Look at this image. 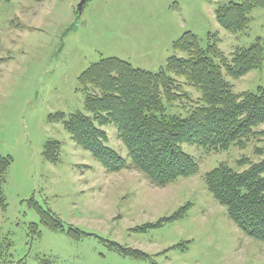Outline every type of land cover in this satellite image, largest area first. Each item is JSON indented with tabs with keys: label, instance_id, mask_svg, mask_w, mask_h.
I'll list each match as a JSON object with an SVG mask.
<instances>
[{
	"label": "rangeland",
	"instance_id": "374dc122",
	"mask_svg": "<svg viewBox=\"0 0 264 264\" xmlns=\"http://www.w3.org/2000/svg\"><path fill=\"white\" fill-rule=\"evenodd\" d=\"M230 0H0V153L12 157L0 206V249L6 260L24 264H264V242L241 231L207 191L204 174L221 162L260 157L264 136L218 152L183 144L198 162L197 173L167 186L150 183L133 169L108 172L75 144L60 121L48 115L82 112L84 92L78 76L91 63L118 57L132 66L157 71L173 53L184 31L202 47L217 32L219 50L230 59L237 48L264 43V6L254 7L245 30L229 32L215 20V8ZM184 55V53H179ZM233 91L264 86V61L240 78H227ZM192 100L198 93L186 88ZM192 102L166 104V112L185 116ZM107 144L122 157L127 148L113 125L102 127ZM258 130L264 131V124ZM60 142L58 159L47 161L43 146ZM33 198V201L30 200ZM57 214L65 228L89 233L76 238L40 221L31 203ZM186 207L183 218L146 231ZM37 223L40 234L31 233ZM5 238L10 245H5ZM143 250L152 259H133L101 239ZM180 244L176 248L172 245Z\"/></svg>",
	"mask_w": 264,
	"mask_h": 264
},
{
	"label": "trees",
	"instance_id": "16d2710c",
	"mask_svg": "<svg viewBox=\"0 0 264 264\" xmlns=\"http://www.w3.org/2000/svg\"><path fill=\"white\" fill-rule=\"evenodd\" d=\"M264 6V0H230L214 10L217 23L229 32L245 30L254 7ZM206 47L191 31H184L171 44L173 53L157 71L132 66L118 57H104L91 63L78 76L84 92L86 113L48 115L50 121H60L75 144L91 153L108 172L133 169L150 183L164 187L179 178L197 173L198 162L183 144H196L206 151L218 152L230 145L244 146L264 131V86L256 91L235 93L229 78H240L264 61V43L257 38L251 45L237 48L230 59L219 50L217 32L207 35ZM184 53V55H179ZM198 93L192 100L186 88ZM192 102L185 116L166 112V104L183 105ZM113 125L127 148L122 157L111 148L105 125ZM259 138V139H260ZM60 142L48 139L43 146L47 161L58 159ZM260 158L237 160V169L221 162L204 174V184L211 196L225 208L229 219L246 235L264 242V147L255 146ZM12 157L0 153V206L6 207L4 184ZM30 200L33 201V198ZM40 221L53 230L67 229L73 237L88 234L74 226L65 228L54 212L38 203H31ZM187 208L180 207L156 222H147L135 231H146L183 218ZM31 233L40 234L38 224L30 223ZM111 249L133 259H152L138 248L102 238ZM5 245H10L5 238ZM180 244L172 245L176 248ZM43 264H52L43 258ZM0 264H24L6 260L0 249Z\"/></svg>",
	"mask_w": 264,
	"mask_h": 264
},
{
	"label": "water",
	"instance_id": "95a60500",
	"mask_svg": "<svg viewBox=\"0 0 264 264\" xmlns=\"http://www.w3.org/2000/svg\"><path fill=\"white\" fill-rule=\"evenodd\" d=\"M86 0H81V2L79 3V6H81Z\"/></svg>",
	"mask_w": 264,
	"mask_h": 264
}]
</instances>
